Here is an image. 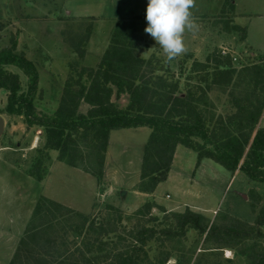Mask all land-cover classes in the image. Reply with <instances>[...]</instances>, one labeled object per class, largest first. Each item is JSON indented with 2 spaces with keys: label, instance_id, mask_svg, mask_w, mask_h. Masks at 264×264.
Returning a JSON list of instances; mask_svg holds the SVG:
<instances>
[{
  "label": "rangeland",
  "instance_id": "rangeland-1",
  "mask_svg": "<svg viewBox=\"0 0 264 264\" xmlns=\"http://www.w3.org/2000/svg\"><path fill=\"white\" fill-rule=\"evenodd\" d=\"M224 1L196 0L192 11L199 28L185 33L188 51L167 64L160 47L144 31L148 0H0V49L15 42L16 52L34 64L39 80L36 109L52 113L68 81L78 78L83 68L98 65L118 23L134 19L138 52L161 68L159 74L178 80L179 93L184 94L189 87L196 91V78L202 74L191 75V69H202L205 61L220 59L224 47L237 57L233 62L238 71L241 65L264 59V0H234L233 13L222 11ZM232 23L246 28L244 40L240 32L232 30ZM181 67L184 71L180 75ZM5 68L18 75L25 92L28 76L16 66ZM238 71L224 87L212 84L208 89L209 102L203 106L207 116H212L209 111L215 113L214 117L237 111L229 99L233 95L245 97L250 91L249 76L243 77ZM209 81L214 83L212 78ZM7 96L8 91L0 88V264L12 260L42 197L60 202L86 219L109 215L110 227L116 230L111 232L116 234L115 240L127 238L137 222L161 232L170 231L163 245L157 240L147 245L149 258L143 264H159L161 260L163 264H253L264 252V182L251 181L242 170L231 172L209 158H203L197 166L196 152L180 145L166 180L157 185L154 194H143L138 188L142 184V155L150 134L147 126L110 132L98 176L65 164L58 160L57 151L49 150L38 167L43 179L37 180L29 173L44 150L45 137L42 129L29 126L23 115L6 112ZM113 100L122 107L129 101L127 95L118 100L113 96ZM87 109L83 103L79 111L85 113ZM259 126L264 128V119ZM188 210L200 215L195 217L198 222L208 224L205 231L196 225L176 227L172 213ZM66 219L55 231L56 240L60 243L63 239L74 249L82 244V237L73 230L65 235L62 226L80 224L81 216L74 214L68 223ZM212 223L232 228L229 234L209 237ZM63 250L57 249L48 257L51 264H60L57 255ZM86 254L95 258L103 253Z\"/></svg>",
  "mask_w": 264,
  "mask_h": 264
},
{
  "label": "trees",
  "instance_id": "trees-1",
  "mask_svg": "<svg viewBox=\"0 0 264 264\" xmlns=\"http://www.w3.org/2000/svg\"><path fill=\"white\" fill-rule=\"evenodd\" d=\"M234 10V0H225L222 11L233 13ZM231 27L245 39V27L236 23ZM137 35L134 19L121 20L113 29L98 65L83 68L78 78L68 81L52 113H40L36 109L34 100L39 80L34 64L23 53L16 52L15 42L11 47L0 49V88L8 91L6 112L23 115L25 122L41 128L45 137L44 150L30 176L43 179L38 167L49 150L57 151L58 160L65 164L98 176L102 173L97 169L104 165L110 132L147 126L150 134L142 155L140 191L153 192L166 180L178 145L196 152L197 164L209 158L231 172L242 170L251 181L264 182V128L259 126L264 119V59L257 64L241 65L243 68L238 71L230 55L219 53L220 59L207 60L202 69L192 68L189 72L191 75L202 72L196 78V91L189 87L186 93L180 94L178 80L159 74L161 68H156L152 59L140 55ZM7 65L16 66L28 76L25 92L18 75L8 71ZM182 67L180 75L184 71ZM237 71L243 77L249 76L250 86L245 97L233 95L229 99L237 111L217 117L209 111L212 116H207L208 110L203 106L209 102L208 89L212 84L224 87ZM166 72L171 73L169 69ZM123 95L129 100L125 107L113 100V96L118 100ZM83 103L88 105L85 113L79 111ZM74 214L81 216L80 224H69L68 228L63 225L62 229L65 235L73 230L82 237V244L70 249L63 239L58 243L56 232L62 219L67 217L68 223ZM172 215L177 228L196 225L205 231L208 227L207 223L204 225L195 219L200 215L192 210ZM108 217L86 219L60 202L42 197L9 264H51L48 257L62 247L63 252L57 255L60 264H143L149 258L147 245L154 240L163 245L171 234L137 222L129 231L124 228L129 232L127 238L115 240L116 234L112 231L116 230L110 227L112 222ZM260 219L256 220L259 225ZM231 228L212 223L209 237L221 232L229 234ZM91 252L103 254L90 258L86 253ZM163 263V260L159 262ZM253 264H264V252Z\"/></svg>",
  "mask_w": 264,
  "mask_h": 264
},
{
  "label": "clouds",
  "instance_id": "clouds-1",
  "mask_svg": "<svg viewBox=\"0 0 264 264\" xmlns=\"http://www.w3.org/2000/svg\"><path fill=\"white\" fill-rule=\"evenodd\" d=\"M195 6L196 0H148L144 31L162 50L164 63H170L188 51L185 33L199 28L192 11Z\"/></svg>",
  "mask_w": 264,
  "mask_h": 264
},
{
  "label": "crops",
  "instance_id": "crops-1",
  "mask_svg": "<svg viewBox=\"0 0 264 264\" xmlns=\"http://www.w3.org/2000/svg\"><path fill=\"white\" fill-rule=\"evenodd\" d=\"M236 13V12H235ZM236 17H234V19H236L237 18V14L235 15ZM239 26H241V25H239ZM245 42V41H244ZM182 146V145H181ZM179 149H180V145H178L177 146V148H176V151H175V154H174V161H173V164H172V167H174V165H175V161H176V159H175V157H177L178 155V151H179ZM200 163V162H199ZM199 164H197V166H198ZM157 187V186H156ZM155 190H156V188H155ZM155 190L153 191V192H148V193H144L143 191L141 192V193H143V194H146V195H151V194H154L155 193ZM139 192H140V190H139Z\"/></svg>",
  "mask_w": 264,
  "mask_h": 264
},
{
  "label": "built area",
  "instance_id": "built-area-1",
  "mask_svg": "<svg viewBox=\"0 0 264 264\" xmlns=\"http://www.w3.org/2000/svg\"><path fill=\"white\" fill-rule=\"evenodd\" d=\"M221 53L225 54V55L226 54L230 55L232 60H237V57L234 54H231L232 52H231V50L229 48H226V47L222 48Z\"/></svg>",
  "mask_w": 264,
  "mask_h": 264
},
{
  "label": "water",
  "instance_id": "water-1",
  "mask_svg": "<svg viewBox=\"0 0 264 264\" xmlns=\"http://www.w3.org/2000/svg\"><path fill=\"white\" fill-rule=\"evenodd\" d=\"M2 126H3V119L0 117V133L2 131Z\"/></svg>",
  "mask_w": 264,
  "mask_h": 264
}]
</instances>
